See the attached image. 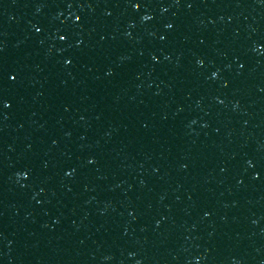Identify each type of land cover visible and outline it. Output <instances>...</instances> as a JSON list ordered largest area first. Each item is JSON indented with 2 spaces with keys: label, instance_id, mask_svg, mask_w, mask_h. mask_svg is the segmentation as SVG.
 Segmentation results:
<instances>
[{
  "label": "water",
  "instance_id": "obj_1",
  "mask_svg": "<svg viewBox=\"0 0 264 264\" xmlns=\"http://www.w3.org/2000/svg\"><path fill=\"white\" fill-rule=\"evenodd\" d=\"M0 100V264H264V0H0Z\"/></svg>",
  "mask_w": 264,
  "mask_h": 264
},
{
  "label": "snow or ice",
  "instance_id": "obj_2",
  "mask_svg": "<svg viewBox=\"0 0 264 264\" xmlns=\"http://www.w3.org/2000/svg\"><path fill=\"white\" fill-rule=\"evenodd\" d=\"M133 7L135 8H139L140 7V4L139 3H135L133 4ZM148 17H145V19H147ZM37 31H39V29H37ZM61 39H64V37H61ZM213 75H215V73H213ZM13 80L15 79V77H11ZM0 105H2L3 107H8V104L6 101H3V100H0Z\"/></svg>",
  "mask_w": 264,
  "mask_h": 264
}]
</instances>
